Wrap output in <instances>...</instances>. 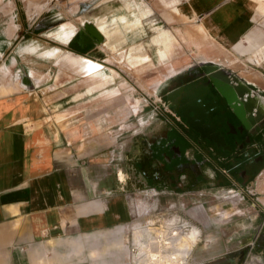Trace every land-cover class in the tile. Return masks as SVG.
Masks as SVG:
<instances>
[{
  "label": "crops",
  "instance_id": "obj_1",
  "mask_svg": "<svg viewBox=\"0 0 264 264\" xmlns=\"http://www.w3.org/2000/svg\"><path fill=\"white\" fill-rule=\"evenodd\" d=\"M159 1L163 25L152 40L145 35L147 27L126 24L109 33L100 27L106 36L100 45L80 44L72 38L81 24L73 29L61 25L64 39L39 34L21 47L9 67L0 68L5 71L0 82V264H124L135 250L129 221L134 213L148 212L136 203L134 192H239V167L231 154L218 153L210 160L217 173L228 171L225 188L176 194L141 181L136 161L143 154L144 131L167 119L161 113L164 89L184 61L176 47L183 43L197 54V65L221 62V55H242L264 83L263 36L249 33L251 9L224 0ZM182 6L186 14L175 10ZM30 22L27 28L34 29ZM150 47L156 54L149 53ZM68 55L80 67L70 66ZM155 63L160 72L167 71L165 76L150 72ZM226 70L253 86L264 105V85ZM148 110L155 114L149 123ZM262 140L264 125L257 136ZM187 143L197 156L203 154L198 145ZM256 168L245 178L260 194L256 187L264 165ZM231 204L225 210L217 204L200 215L198 207L192 212L200 230H193L195 239L200 234L190 252L193 263L243 264L241 251L253 247L264 232V214L253 199L246 200L248 210L239 201Z\"/></svg>",
  "mask_w": 264,
  "mask_h": 264
},
{
  "label": "rangeland",
  "instance_id": "obj_2",
  "mask_svg": "<svg viewBox=\"0 0 264 264\" xmlns=\"http://www.w3.org/2000/svg\"><path fill=\"white\" fill-rule=\"evenodd\" d=\"M224 1L232 4L241 3L252 10L254 22L249 33L262 34L263 38L259 44L264 43V0ZM41 13L42 15L39 16ZM163 14L164 10L159 0H0V68L5 65L9 67L12 57H18L21 47L31 38H41L39 34L47 33L48 36H53L51 39H55L59 35L64 39V33L60 29L61 25H68L73 29L78 24L89 21L97 28L102 27L104 33H109L115 29L123 28L126 24H138L148 28L145 35L149 40H152L157 36L159 27L163 25ZM29 20H31L29 25L34 24L33 22L37 20L34 29H32L34 26L29 27L30 29L27 28ZM31 30L37 33L31 32ZM172 40L174 41V39ZM176 49L177 57L184 60L176 67V74L192 69L201 61L197 54L189 50L183 43L181 47H176ZM149 53L156 54V49L150 47ZM69 57L73 58V60L66 61L70 66L78 65L80 67L81 64L77 63L74 57ZM243 59L244 56L242 57V55L230 53L229 59L221 55L219 60L223 61H215L213 65L223 66L233 72L240 73L249 81L264 85L255 73L256 67L245 64ZM151 60L156 62L155 57ZM151 66L149 65L150 72H160L159 64L155 63L153 67ZM82 69L85 72L90 71L89 68ZM13 72L15 74L17 70L13 69ZM163 72V76L167 74V71L162 69L159 75L162 76ZM4 74L5 71L0 69V82ZM151 90L149 89L150 92H152ZM133 111L136 109L134 108ZM145 113L147 114V123H149L155 114L149 110ZM161 113L171 122L174 132L180 134L178 124L174 122V119L169 114L163 113L162 110ZM144 132L145 135L149 136L150 127ZM122 162L118 164L121 165ZM263 165L264 163L260 164L255 171ZM258 180L256 189L264 193V172ZM145 193L134 192L135 196H138L136 203L138 205L143 203L148 212L142 216H135L134 213L129 221L127 231L130 232L131 228L135 229V250L133 249L131 256L124 257V264H154L151 261L152 254L158 255V259L163 260L162 264L169 263L172 256L176 258V262H170V264H196L190 260V252L200 237L199 234L197 239L194 238L195 232L193 230H199L195 227L196 219L192 214L194 209L198 207L199 209L195 213L200 215L203 214V210H207L213 205L218 204L217 208L225 210L227 206L232 205V202L238 201L241 206L244 205L242 208L245 210L250 208L246 205V200L250 197L244 196L243 200L236 191H200L185 196L162 193V191L150 188ZM175 232L177 235L173 236ZM165 242L169 244L164 245Z\"/></svg>",
  "mask_w": 264,
  "mask_h": 264
},
{
  "label": "flooded vegetation",
  "instance_id": "obj_3",
  "mask_svg": "<svg viewBox=\"0 0 264 264\" xmlns=\"http://www.w3.org/2000/svg\"><path fill=\"white\" fill-rule=\"evenodd\" d=\"M92 27L99 31L100 37L102 35L101 41L95 37ZM105 38V34L92 22L84 21L77 27L72 41L100 45ZM131 38L134 35L122 40ZM211 67L213 65L210 64L196 65L167 81L164 89L166 101L161 103V108L178 124L180 134L174 132L168 119L158 126L152 124L150 135H145L143 139V154L135 160L136 169L146 186L170 189L176 194H190L227 187L225 180L230 179L228 171L223 169L217 173L210 160L218 153L231 154L236 158L235 166L239 167L236 173L240 187L238 193L243 200L244 196L253 199L254 206L264 214V193H256L251 182L245 178L248 171L264 163V140L257 141L264 125V105L253 86L242 80L241 84L236 83L231 77L209 69ZM187 85L199 92V98L182 103L178 95L171 107L167 95ZM162 104L168 106V111ZM191 109L198 113L194 120L191 119L194 116ZM185 116L193 121L195 129L201 131L205 139L201 138L200 132L187 125ZM209 124H212L211 127ZM187 142L198 145L203 154L197 156ZM154 157L158 158L155 162ZM258 216L261 217L260 214ZM240 256L243 264H264V232L260 231L255 245L241 251Z\"/></svg>",
  "mask_w": 264,
  "mask_h": 264
},
{
  "label": "water",
  "instance_id": "obj_4",
  "mask_svg": "<svg viewBox=\"0 0 264 264\" xmlns=\"http://www.w3.org/2000/svg\"><path fill=\"white\" fill-rule=\"evenodd\" d=\"M92 28H93L94 31L96 32V33H95V37L98 38V41H101V40H102V35H101V37H100V33H99V31H98L95 27H92ZM210 65H211V64H210ZM209 69L217 70L218 73H220V74H225V75L231 77L232 80H233L234 82H236V83H240V84L242 83V82H240L241 80H240L236 75H234V74L231 73V72L228 73V71H227L226 69L221 68V67H219L218 65H213V67H211V68H209ZM210 71H211V70H210ZM229 91L232 92V90H229ZM178 95L181 96L179 101L182 102V103H183V102L191 101L193 98H199V96H200L199 92H198L196 89H194V88H193L192 86H190V85H187V86L184 87L183 89H179V90H177V91H173V92H171V93H169V94L167 95V101L170 103V106H171V107H172V102H174L175 98H176ZM190 112H192V113L194 114V116L191 118L192 120H194V118L198 115V113H197V111L194 110V109H191ZM185 117H186V123H187V125H188L190 128L196 130L197 132H200V134H201V133H202L201 131L195 129L196 127H195V124H193V121H192L189 117H187V116H185ZM201 118H202V117H201ZM203 118H204V116H203ZM208 119L210 120V117H209V116H208ZM209 125H210V127H211L212 124H209ZM201 138H202V139H205L206 137L203 136V135L201 134Z\"/></svg>",
  "mask_w": 264,
  "mask_h": 264
},
{
  "label": "bare ground",
  "instance_id": "obj_5",
  "mask_svg": "<svg viewBox=\"0 0 264 264\" xmlns=\"http://www.w3.org/2000/svg\"><path fill=\"white\" fill-rule=\"evenodd\" d=\"M175 10H177L178 12H181L182 14H186L188 11H187V8L186 6H182V7H175ZM237 48V47H236ZM56 53V52H55ZM45 55H48V56H51L53 55V53H46ZM257 55V54H256ZM258 57V56H257ZM255 58V57H254ZM253 58V59H254ZM259 59V58H258ZM256 63V62H255ZM150 230V229H149ZM177 233H173V236H176ZM169 244L168 242H165L164 245H167ZM159 256L158 255H155V254H152L151 255V261L154 262V264H162L163 263V260L162 259H158ZM170 262H176V258L175 257H170L169 259V263L167 264H170Z\"/></svg>",
  "mask_w": 264,
  "mask_h": 264
},
{
  "label": "built area",
  "instance_id": "obj_6",
  "mask_svg": "<svg viewBox=\"0 0 264 264\" xmlns=\"http://www.w3.org/2000/svg\"><path fill=\"white\" fill-rule=\"evenodd\" d=\"M163 108L165 109V111H168V106L165 104H162Z\"/></svg>",
  "mask_w": 264,
  "mask_h": 264
},
{
  "label": "trees",
  "instance_id": "obj_7",
  "mask_svg": "<svg viewBox=\"0 0 264 264\" xmlns=\"http://www.w3.org/2000/svg\"><path fill=\"white\" fill-rule=\"evenodd\" d=\"M76 39V37L74 38V40Z\"/></svg>",
  "mask_w": 264,
  "mask_h": 264
}]
</instances>
